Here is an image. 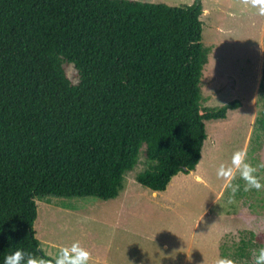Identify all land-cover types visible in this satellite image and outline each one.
<instances>
[{"label": "trees", "instance_id": "1", "mask_svg": "<svg viewBox=\"0 0 264 264\" xmlns=\"http://www.w3.org/2000/svg\"><path fill=\"white\" fill-rule=\"evenodd\" d=\"M202 16L200 0H0V264L18 249L50 259L37 199L112 200L139 154L152 192L196 169L205 121L241 106L201 105ZM258 95L264 131V61ZM260 248L264 232L247 230L231 260Z\"/></svg>", "mask_w": 264, "mask_h": 264}, {"label": "rangeland", "instance_id": "2", "mask_svg": "<svg viewBox=\"0 0 264 264\" xmlns=\"http://www.w3.org/2000/svg\"><path fill=\"white\" fill-rule=\"evenodd\" d=\"M135 1L188 6L195 0ZM200 2L201 42L210 49L202 70L201 105L217 108L237 100L241 106L223 120L205 121L206 140L196 169L174 176L164 192L136 182L137 174L149 166L139 154L112 200L37 199L33 229L51 260L61 246L79 241L91 254L89 264H215L217 258H232L247 230L264 232V189L244 191L245 182L237 173L232 184L239 190L229 203L231 189L216 175L239 150L247 151L246 162L252 166L264 164V131L255 122L260 112L264 16L241 0ZM65 72L77 83L72 65H66ZM257 176L264 184V169ZM255 255L240 264H254Z\"/></svg>", "mask_w": 264, "mask_h": 264}, {"label": "clouds", "instance_id": "3", "mask_svg": "<svg viewBox=\"0 0 264 264\" xmlns=\"http://www.w3.org/2000/svg\"><path fill=\"white\" fill-rule=\"evenodd\" d=\"M241 3L256 9L258 15L264 16V0H241ZM246 161L247 151L239 150L233 153L230 164H221L217 169V178L225 182V188L231 189L229 203L234 202L235 194L239 190V185L232 184L237 173L245 182L244 191L264 189V184L257 176L258 170L264 169V164L254 167ZM90 259V252L82 247L79 241H76L70 245L61 246L54 260L18 249L4 258V264H89ZM215 264H234V262L227 257H221L216 259ZM254 264H264V248L257 251Z\"/></svg>", "mask_w": 264, "mask_h": 264}, {"label": "crops", "instance_id": "4", "mask_svg": "<svg viewBox=\"0 0 264 264\" xmlns=\"http://www.w3.org/2000/svg\"><path fill=\"white\" fill-rule=\"evenodd\" d=\"M196 179H198V177H196ZM199 180V179H198Z\"/></svg>", "mask_w": 264, "mask_h": 264}]
</instances>
